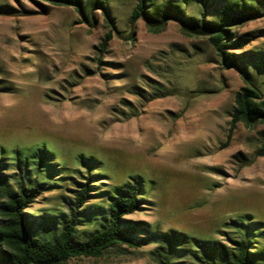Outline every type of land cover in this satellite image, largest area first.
<instances>
[{
	"label": "rangeland",
	"instance_id": "obj_1",
	"mask_svg": "<svg viewBox=\"0 0 264 264\" xmlns=\"http://www.w3.org/2000/svg\"><path fill=\"white\" fill-rule=\"evenodd\" d=\"M104 1L111 22L97 9L92 28L72 7L44 12L24 0H0V171L9 176L8 190L54 182L32 163L15 165L16 152L24 161L46 146L55 150L66 184L45 193L29 210L34 215L69 214L70 179L85 172L81 157L95 156L111 186L130 175L146 180L150 198L128 219L159 235L225 241V234L239 236L228 226L234 220L264 223V157L256 154L264 125L239 123L227 140L235 96L245 85L240 73L224 68L207 37L186 36L176 22L160 33L142 19L132 25L139 0ZM157 1L178 2L195 17L217 16L194 0ZM234 31L243 40L231 51L264 91V15ZM100 201L90 198L88 207ZM156 246L115 247L102 258L66 264H155ZM173 262L202 264L188 255Z\"/></svg>",
	"mask_w": 264,
	"mask_h": 264
},
{
	"label": "trees",
	"instance_id": "obj_2",
	"mask_svg": "<svg viewBox=\"0 0 264 264\" xmlns=\"http://www.w3.org/2000/svg\"><path fill=\"white\" fill-rule=\"evenodd\" d=\"M44 12L47 7H72L82 22L94 28L95 10H102L106 22L111 19L104 0H24ZM200 5L213 7L217 16L211 19L206 12L199 17L188 14L178 2L159 3L157 0H139L131 16V24L142 19L148 31L160 33L169 22H176L181 32L189 37H207L225 69L235 68L245 85L235 96V107L227 140L237 124L254 127L264 125V91L249 80V70L243 59L231 51L239 44L235 28L264 15V0H194ZM112 26V23H110ZM113 39V28L104 36L99 47L104 52ZM260 64L264 66V57ZM55 150L40 147L30 158L22 161L15 153L18 168L29 163L38 173H45L51 181L34 180L31 186L19 183L16 190H8L9 176L0 171V264H66L76 258H102L115 247L140 249L149 243L157 246L152 251L155 264H174L179 255H188L202 264H264V223L248 217L228 223L239 234L225 241L200 239L183 232L157 234L146 224L128 217L144 209L150 198L147 182L141 175L111 186L106 183L105 169L97 167L100 160L81 157L85 172L71 177L68 188L72 205L69 214L37 216L29 213L47 192L63 188L64 172L57 173ZM257 156L264 157V129L260 133ZM5 157L0 150V166ZM65 167L62 166L61 170ZM95 169L96 173L91 170ZM100 198L96 207H88L90 198ZM94 225L92 231L85 228Z\"/></svg>",
	"mask_w": 264,
	"mask_h": 264
}]
</instances>
